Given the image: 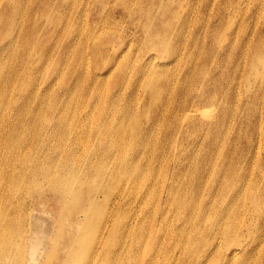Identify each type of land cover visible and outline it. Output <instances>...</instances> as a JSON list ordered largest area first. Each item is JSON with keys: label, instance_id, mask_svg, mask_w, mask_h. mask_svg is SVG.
I'll return each instance as SVG.
<instances>
[{"label": "rangeland", "instance_id": "374dc122", "mask_svg": "<svg viewBox=\"0 0 264 264\" xmlns=\"http://www.w3.org/2000/svg\"><path fill=\"white\" fill-rule=\"evenodd\" d=\"M86 209L127 264H264V0H0V233Z\"/></svg>", "mask_w": 264, "mask_h": 264}, {"label": "bare ground", "instance_id": "6f19581e", "mask_svg": "<svg viewBox=\"0 0 264 264\" xmlns=\"http://www.w3.org/2000/svg\"><path fill=\"white\" fill-rule=\"evenodd\" d=\"M125 172L128 173V167H126ZM53 184L57 186L56 179H54ZM56 186H52L55 191H57ZM76 216L73 221L74 228L69 235L64 231L63 225V228L60 226L61 229L58 228V231L53 234L48 228L50 222L46 220L40 219L39 222L32 223V226L30 224L31 229L19 225L16 230L9 219L4 220L3 230L0 233V261L8 262L12 259L14 264L128 263V250L125 248L122 249L121 247L120 252L117 250L111 252L112 247L120 246L118 243L113 244L110 240L116 234L115 227L110 228L105 221L99 228H96L93 222L94 214L90 209L77 212ZM63 218L68 219V215L66 218L65 213ZM79 227L83 229L84 234L79 232ZM122 228L123 233L127 235L128 218ZM117 236L122 237L120 231ZM62 247L64 251H60ZM122 253L125 255L126 261L120 259ZM102 256L103 260H101Z\"/></svg>", "mask_w": 264, "mask_h": 264}]
</instances>
